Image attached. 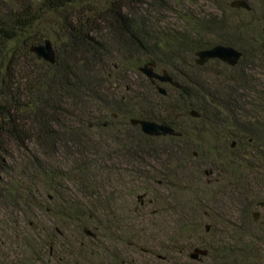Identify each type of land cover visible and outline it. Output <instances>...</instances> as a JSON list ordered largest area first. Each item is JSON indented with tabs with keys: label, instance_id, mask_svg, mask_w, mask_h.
<instances>
[{
	"label": "trees",
	"instance_id": "trees-1",
	"mask_svg": "<svg viewBox=\"0 0 264 264\" xmlns=\"http://www.w3.org/2000/svg\"><path fill=\"white\" fill-rule=\"evenodd\" d=\"M231 1L210 0L216 15L194 0H0V252L23 246L16 264H264V217L253 218L264 202V91L252 75L264 69V1L258 14ZM48 31L53 64L29 50ZM215 45L239 50L238 64L196 65L195 52ZM145 64L180 87L160 95L145 78L132 88ZM131 119L176 134L146 136ZM118 199L130 215L151 207L156 223L176 216L156 246L163 258L144 259L140 244L164 229L131 223ZM194 248L207 255L190 259Z\"/></svg>",
	"mask_w": 264,
	"mask_h": 264
},
{
	"label": "rangeland",
	"instance_id": "rangeland-1",
	"mask_svg": "<svg viewBox=\"0 0 264 264\" xmlns=\"http://www.w3.org/2000/svg\"><path fill=\"white\" fill-rule=\"evenodd\" d=\"M196 3H195V5H196V7H191V9H194V8H196V10L198 11V12H200L199 11V8H200V10H204L205 11V13L207 14V13H211V14H216V15H220L219 13H218V11H216L215 10V8L213 7L214 6V4H212L211 2H210V0H194ZM251 4H252V7L254 8V14H258L259 13V11H260V9L262 8V1H264V0H248ZM198 8V9H197ZM165 17H166V19H167V21H166V24L167 25H169V26H172V27H175V29H177V30H183L182 28V26H183V24H182V22L179 20V18L177 17V15L174 13V14H172V13H167V14H165ZM246 17H244V19H245ZM48 33V36L46 37V39H49L50 41H51V43H52V45H53V48H55V47H57V46H59V43H55V40H54V32L53 31H48L47 32ZM245 65V64H244ZM246 67H247V65H245ZM221 66H214V68H213V66L212 67H210V69H212V71H215V70H218V71H221L222 70V67L220 68ZM245 69V68H244ZM155 71H157L158 73H160L161 71L160 70H155ZM243 73L245 74V72L243 71ZM258 75L257 76V78H259L260 80H258V83H260V88H258L257 90H258V92H263L264 91V69H260V70H256V72H252V75ZM142 77H144V76H142ZM146 77H144V78H140V77H137L136 75H131V77H130V83H132L131 84V87L132 86H135V85H139V84H137L138 82L139 83H141L142 85H143V83H144V79H145ZM147 79V78H146ZM143 81V82H142ZM178 83V82H177ZM165 84H167V83H165ZM165 84H163V85H161V84H158V83H155L154 85H155V87L158 85V86H160V87H162V88H166L164 85ZM169 85V84H168ZM171 86V85H170ZM133 88V87H132ZM263 89V90H262ZM166 90V89H165ZM124 91V89L123 90H119V93H120V95L122 94V92ZM144 158H146L145 160L146 161H149V163H153V162H151L150 161V159L149 158H147V156H144ZM263 165H264V162L262 163ZM208 178H202V181L204 182V181H206ZM129 186V185H128ZM219 188V185L217 186V188L216 189H218ZM209 189H211V190H214L213 189V186L212 187H210ZM125 193V197L128 199V200H132V198H131V194H129V192H124ZM122 196V195H121ZM117 208L119 209V210H121V209H124L125 210V213H126V215H128V219H130V217L132 218V221H131V219H130V222L131 223H137V222H139V219L137 218V216L140 218V220H141V222H143L144 223V225L145 226H148L149 225V222L150 223H152V225H156V224H158V226H159V228L160 229H164V233L162 234V237H160V241L157 239V241H155V239H153V241H152V244L150 243V242H147L146 240V242H147V244H146V246L144 245H142L143 244V242H141V246L142 247H144L143 249H142V251L143 252H145V256L144 255H142L143 257H144V259H149L150 257V255H148L147 253H149V252H152L153 251V253H155L156 255H159V256H161L162 258H163V256H165V252H161L159 249H158V247H156L157 245H158V243H160V242H164V241H166V236H169V231H170V229H171V226H172V222L174 223L175 221H176V216H173V217H170L169 215H168V217H166V219H165V216L163 215V214H161L159 217H160V219H157V223H156V221H150L149 220V216H148V213H149V211L151 212L152 211V208L151 207H145L143 210H140V211H137V210H139V208H137V210H135L134 211V214H132V215H130L129 214V212H130V209L128 208V206H127V203H124V201L123 200H120V199H118V201H117ZM133 206V205H132ZM257 211V210H256ZM259 212H261V214H263L264 213V209L263 210H260L259 209ZM163 218V219H162ZM203 221H202V224L204 223L205 225L208 223V219L207 218H201ZM149 228V229H148ZM157 228V227H156ZM147 229H148V231L150 230V225L147 227ZM88 230H90V228L88 229ZM93 230H94V228H93ZM159 232V231H158ZM40 235H42V229H41V231H40ZM165 237V238H164ZM186 238L187 237H185V239H183V241L180 243V245H184V243H185V241L186 242H189V240H186ZM192 238V237H191ZM174 239H175V237H174ZM150 239H148V241H149ZM176 244L178 243L177 242V240H175L174 241ZM263 242H264V240H263ZM157 243V244H156ZM264 245V244H263ZM23 249H24V247L23 246H19V247H13V248H11V249H9V251H7V250H2L1 252H0V264H16V263H18L20 260H21V253L23 252ZM6 253H7V255L8 256H6ZM17 253H18V256H17ZM4 255L5 257L3 258V256L2 255ZM184 256V255H183ZM146 257H149V258H146ZM160 257V258H161ZM175 256L173 255V257H172V259L174 260L175 259V263H181L182 261L181 260H178V259H176V258H174ZM26 258H28V256L26 257ZM135 258H138V260L140 259V255L138 254V255H136L135 256ZM12 261H14L13 263H12ZM150 261H151V263L150 264H166V261L165 260H161V259H159L158 257H157V259H155V260H152V258H150ZM168 264V263H167ZM170 264V263H169Z\"/></svg>",
	"mask_w": 264,
	"mask_h": 264
},
{
	"label": "water",
	"instance_id": "water-1",
	"mask_svg": "<svg viewBox=\"0 0 264 264\" xmlns=\"http://www.w3.org/2000/svg\"><path fill=\"white\" fill-rule=\"evenodd\" d=\"M230 7L234 9H244L249 10V6L244 0H232L230 2ZM30 52L33 53L38 60H43L47 63L53 64L55 62V51L53 45L49 39H44L43 42L39 45L31 46L29 48ZM195 56V64L198 66H203L210 60H219L220 62L228 65L235 66L238 64L242 53L231 47L224 45H215L207 49H202L194 54ZM140 73L146 77L152 84H169L172 87L179 88V84L172 79V77L166 72L161 71L158 73L155 71L153 65H143L139 68ZM156 90L160 95H166V90L160 86H156ZM190 116L194 118L199 117V113L195 110L190 112ZM130 124L132 126H139L140 131L150 137L157 136H167V135H175V130L173 127L167 124L157 123L155 121L144 120V119H131ZM195 155V153H194ZM264 203H260L263 205ZM257 213H254V219H256ZM206 230H208V226H206ZM85 234L94 237L95 235L88 229L84 230ZM207 255V250L194 248L190 254L189 258L192 260H198L199 257H203Z\"/></svg>",
	"mask_w": 264,
	"mask_h": 264
},
{
	"label": "flooded vegetation",
	"instance_id": "flooded-vegetation-1",
	"mask_svg": "<svg viewBox=\"0 0 264 264\" xmlns=\"http://www.w3.org/2000/svg\"><path fill=\"white\" fill-rule=\"evenodd\" d=\"M261 203H264V202H261ZM257 211H255V213H257V217H256V219H254L255 221H259L261 218H263L264 217V213L263 214H261V212H259V209L260 210H263L264 209V204L263 205H260V203L258 204V206H257ZM137 210V209H136ZM253 218H254V215H253ZM91 231V230H90ZM92 233H93V231H91ZM94 235H95V233H93ZM96 236V235H95ZM95 236L94 237H91V238H95Z\"/></svg>",
	"mask_w": 264,
	"mask_h": 264
}]
</instances>
